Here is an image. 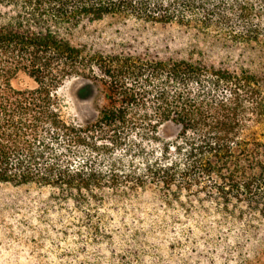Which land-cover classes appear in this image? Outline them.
I'll list each match as a JSON object with an SVG mask.
<instances>
[{
	"label": "trees",
	"instance_id": "obj_1",
	"mask_svg": "<svg viewBox=\"0 0 264 264\" xmlns=\"http://www.w3.org/2000/svg\"><path fill=\"white\" fill-rule=\"evenodd\" d=\"M107 19L264 52V0H0V185L45 190L84 214L124 188L264 220V138L248 135L264 115V77L76 40ZM20 74L36 87L16 88ZM73 78L101 85L106 102L85 125L63 118L57 91ZM166 125L178 129L172 140L161 136Z\"/></svg>",
	"mask_w": 264,
	"mask_h": 264
},
{
	"label": "rangeland",
	"instance_id": "obj_2",
	"mask_svg": "<svg viewBox=\"0 0 264 264\" xmlns=\"http://www.w3.org/2000/svg\"><path fill=\"white\" fill-rule=\"evenodd\" d=\"M76 40L113 53L193 55L207 64L245 67L264 77V52L231 38L196 34L176 26L107 19L78 31ZM33 89L26 74L14 81ZM264 97V85H263ZM69 124L94 121L105 105L102 87L90 80H67L57 91ZM250 138H264V115ZM178 129L166 125L164 139ZM106 191L92 213L59 205L45 190L0 185V264H264V220L230 216L216 205L172 206L151 189L124 194ZM182 203V204H181ZM189 207V208H187Z\"/></svg>",
	"mask_w": 264,
	"mask_h": 264
}]
</instances>
